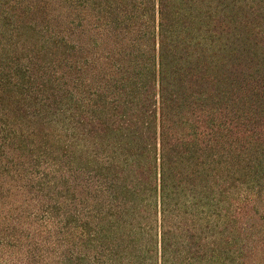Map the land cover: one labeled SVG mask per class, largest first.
Instances as JSON below:
<instances>
[{
	"label": "trees",
	"instance_id": "obj_1",
	"mask_svg": "<svg viewBox=\"0 0 264 264\" xmlns=\"http://www.w3.org/2000/svg\"><path fill=\"white\" fill-rule=\"evenodd\" d=\"M262 144L264 0H0V264H263Z\"/></svg>",
	"mask_w": 264,
	"mask_h": 264
},
{
	"label": "rangeland",
	"instance_id": "obj_2",
	"mask_svg": "<svg viewBox=\"0 0 264 264\" xmlns=\"http://www.w3.org/2000/svg\"><path fill=\"white\" fill-rule=\"evenodd\" d=\"M246 2L248 3V4H252V3H255V2H259V0H257V1H251V0H246ZM196 33V32H195ZM262 146H264V144H262ZM260 206V205H259ZM257 216H259L260 217V215H257ZM264 261V252H262V255H261V257H260V261ZM259 264H261V262L259 263ZM264 264V263H263Z\"/></svg>",
	"mask_w": 264,
	"mask_h": 264
}]
</instances>
